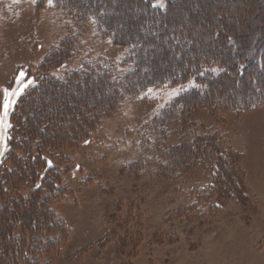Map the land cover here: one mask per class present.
Wrapping results in <instances>:
<instances>
[{
    "label": "rangeland",
    "instance_id": "rangeland-1",
    "mask_svg": "<svg viewBox=\"0 0 264 264\" xmlns=\"http://www.w3.org/2000/svg\"><path fill=\"white\" fill-rule=\"evenodd\" d=\"M78 2L85 5L86 0ZM222 2L204 0L210 11ZM102 3L116 28L145 24L134 0ZM188 8L185 4L176 7L177 27L186 29L191 20L202 24L199 9ZM253 24L260 28L257 16ZM147 46L151 53L146 62L159 63L164 69L171 56L162 38L149 40ZM55 51H60V67L55 72L59 77L97 59L105 60L115 74L131 68L125 62L128 49L114 44L97 20L85 13L68 10L53 0H0V115L4 91L19 89L21 73L23 83L27 74L35 78L40 65ZM184 88L143 87L136 95H125L116 113L103 119L89 141L62 150L66 160L54 163L69 170L62 177L68 192L51 209L64 222L67 235L61 240L60 231L46 236L56 241L42 244L44 248L26 245L24 253L32 263L264 264V159L258 166L261 170L247 177L246 160L236 149L246 141L241 133L245 128L264 144V120L255 117L234 129L237 118L264 108L252 107L241 114L179 106L176 114L163 117ZM24 91L10 99L17 103ZM15 103L8 112L10 125ZM9 128L0 127V140ZM182 138L187 142L186 162L178 160L181 166L172 169L170 177L163 176V155ZM211 146L235 171V185L227 190L222 189L220 174L212 176L217 156ZM27 193L28 189L20 187L0 188V206L13 204ZM21 234V228L14 232Z\"/></svg>",
    "mask_w": 264,
    "mask_h": 264
},
{
    "label": "trees",
    "instance_id": "trees-1",
    "mask_svg": "<svg viewBox=\"0 0 264 264\" xmlns=\"http://www.w3.org/2000/svg\"><path fill=\"white\" fill-rule=\"evenodd\" d=\"M53 1L97 20L107 38L128 49L125 62L131 68L115 74L105 66V60L97 59L59 77L55 72L60 67V51H55L40 65L35 78L25 74V84L31 83L15 103L11 128L0 140V188L20 187L28 193L13 204L0 206V264H34L24 253L26 245L41 247L56 241L46 236L58 231L62 232L59 240L67 235L64 222L51 206L66 193L62 177L69 170L54 161L66 160L62 154L65 147L89 141L103 119L116 113L125 95H136L143 87H185L163 117L176 114L179 106L183 110L193 105L211 111L222 108L241 114L252 107L264 108V0H223L213 11L204 0H134L145 24L126 29L115 27L103 0H86L85 5L78 0ZM226 3L233 7L226 8ZM184 4L199 9L202 24L191 20L186 29L177 27L175 9ZM256 16L259 29L253 24ZM155 38H162L171 56L164 69L159 63L146 62L151 53L148 41ZM182 141L163 155V176L170 177L172 169H178L180 160L188 155L187 142ZM211 149L217 156L212 176L220 174L222 189L227 190L235 185V171L226 165L221 152ZM204 153L201 150V155ZM18 228L20 236L14 235Z\"/></svg>",
    "mask_w": 264,
    "mask_h": 264
},
{
    "label": "crops",
    "instance_id": "crops-1",
    "mask_svg": "<svg viewBox=\"0 0 264 264\" xmlns=\"http://www.w3.org/2000/svg\"><path fill=\"white\" fill-rule=\"evenodd\" d=\"M255 117L262 118V120H264V110L263 111L256 110V111L248 113L247 115L237 118V122L235 123V128H234L235 131L237 128L241 127L243 122H246V124H248L249 122L247 121L249 120L254 121ZM250 132L251 131H249V129H246V128L241 132L244 138L246 139V141L243 145L240 144L241 146L236 147V149H238L237 151L241 152L242 156L246 160L245 162L247 164L245 165L244 163V166H245L244 171L246 172V174H248L247 177H249V174L254 173V171L257 172L258 170L259 172L261 170L260 167L258 166H259V163H262V158L264 159V153L262 152L264 150V147L261 146L264 144L258 143L255 137L253 136V134L250 135ZM252 164L255 167L254 169L252 168Z\"/></svg>",
    "mask_w": 264,
    "mask_h": 264
},
{
    "label": "snow or ice",
    "instance_id": "snow-or-ice-1",
    "mask_svg": "<svg viewBox=\"0 0 264 264\" xmlns=\"http://www.w3.org/2000/svg\"><path fill=\"white\" fill-rule=\"evenodd\" d=\"M49 3H51V0H49ZM22 78H23V73H21L20 77L17 78V83L19 85L18 90H14L11 93H9L8 90L4 91L3 112H2V115H0V127H2V128L6 129L8 127H11V125L7 123V117H8L10 105L15 103V101L10 99V96L20 95L21 92L23 91V89L28 86L27 84L22 82ZM30 83H31V81H28V84H30Z\"/></svg>",
    "mask_w": 264,
    "mask_h": 264
}]
</instances>
